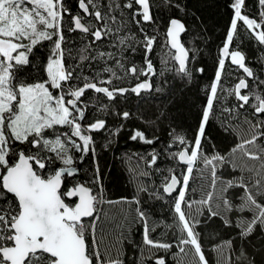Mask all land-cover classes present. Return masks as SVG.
Segmentation results:
<instances>
[{"label":"snow or ice","instance_id":"6c2138e0","mask_svg":"<svg viewBox=\"0 0 264 264\" xmlns=\"http://www.w3.org/2000/svg\"><path fill=\"white\" fill-rule=\"evenodd\" d=\"M206 4L0 0V264H212L205 241L221 228L215 264H264V0L216 5L227 27L200 89ZM244 40L260 48L259 71ZM30 67L43 76L25 79ZM194 87L204 98L192 112ZM125 132L146 147L127 156L134 195L113 199L98 147Z\"/></svg>","mask_w":264,"mask_h":264},{"label":"trees","instance_id":"16d2710c","mask_svg":"<svg viewBox=\"0 0 264 264\" xmlns=\"http://www.w3.org/2000/svg\"><path fill=\"white\" fill-rule=\"evenodd\" d=\"M70 2L75 5V0H70ZM223 0H207V4L202 6L201 15L204 18L205 24L202 25V28H206V31L203 32V37H200V44L202 49V56L197 61L198 66H204L206 68V72L203 77L197 76L196 84L200 89H203L205 85H207L212 77L214 76L215 70V57L218 53L219 46L222 44L226 32L227 27V16L224 14V9L222 7H217V4H222ZM249 7L255 10L256 0H248ZM130 27L134 29V26ZM146 30L151 32L152 28L146 26ZM195 27L193 26V31ZM206 37L207 39H204ZM246 55L249 58V63L256 66V70L259 71L258 58L261 55V51L259 46L255 43L254 40H244V43L241 45ZM37 55L40 57V60L36 61L37 64H43L45 58L47 56V49L41 48ZM137 63L142 61V56L137 53L134 57ZM155 62L159 66L158 56L154 57ZM233 69H229L232 71ZM239 74V73H237ZM43 76V72L39 67H30L26 69L23 77L25 79H38ZM234 77L228 78L225 82L229 83ZM204 94L203 91H198L197 88H193L192 92L188 93L189 104L195 103L196 107L192 109V112H195L200 107V102L203 100ZM140 107L141 112L145 115H149L150 105H138L135 97H130L129 102L127 104L128 108H131L133 111ZM187 119L184 122L183 131L191 136V127L194 125L195 121L190 113H186ZM111 119V118H109ZM143 127V125H140ZM215 131L213 135H215ZM97 135V144L101 145L105 143L104 137L101 134ZM126 132L122 133L120 136L119 144H114L113 151H104L98 147V152L100 153L102 167L106 172V179L104 181L105 185L108 187L109 194L111 198L117 199L121 196H128L131 198L134 195V186L130 180L129 173L127 169L136 163L133 158L131 161H128L127 156L131 155L133 152L137 150H142L143 145L133 144L125 139ZM232 138H228V143L231 142ZM220 147H225V144H220ZM125 150H127V155ZM121 157H124V162L121 161ZM108 169H111L108 172ZM82 176L84 173L81 174ZM90 175V173H89ZM153 179L159 180V177H153ZM119 208L120 206H116ZM146 207H150L152 209L153 219H167L169 222L171 220L169 211L167 206H162L160 202L150 201ZM219 221H217V224ZM161 229H157V232H160ZM231 230L228 229H220V233H218L211 241H205V246L209 252V259L212 261V264H215L216 255L211 252V243H215L217 240L227 239ZM139 233H137V236ZM207 237V233L205 234ZM259 243V241H256ZM169 264H176V261L169 257Z\"/></svg>","mask_w":264,"mask_h":264}]
</instances>
